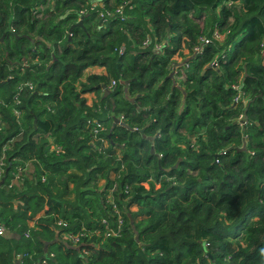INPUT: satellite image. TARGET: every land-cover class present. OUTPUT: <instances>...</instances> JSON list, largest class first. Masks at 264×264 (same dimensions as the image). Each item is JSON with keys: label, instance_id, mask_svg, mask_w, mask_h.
Returning <instances> with one entry per match:
<instances>
[{"label": "trees", "instance_id": "obj_1", "mask_svg": "<svg viewBox=\"0 0 264 264\" xmlns=\"http://www.w3.org/2000/svg\"><path fill=\"white\" fill-rule=\"evenodd\" d=\"M91 1L0 0V264H264V0Z\"/></svg>", "mask_w": 264, "mask_h": 264}, {"label": "built area", "instance_id": "obj_2", "mask_svg": "<svg viewBox=\"0 0 264 264\" xmlns=\"http://www.w3.org/2000/svg\"><path fill=\"white\" fill-rule=\"evenodd\" d=\"M226 5L229 6V5H231V3L226 4ZM126 7L131 8L130 0H119V2L117 4L110 5L108 8L103 6V11H97L96 10V12L99 14L101 20L105 19V17H112V16L119 17V18L122 19L123 14H124V10H125ZM91 10H95V5L91 6ZM85 13H86V11L82 7V9L79 11V15L83 16V15H85ZM219 34H220L219 31L216 30L213 33V36L218 40L220 38ZM207 42L208 41L206 39H204V38L199 39L198 45L196 47H194V49H193L194 55H201L202 52H203V45H205ZM161 46H162V44L156 45L155 46V50H160ZM180 61L181 60H178L174 64L171 65L172 75L177 73L179 68L182 66V65L179 64ZM183 65L185 67L187 66L186 63L183 64ZM111 86L114 87V83H111ZM26 87L29 90H33L32 85H30L29 83H25V84H22V85L19 86L18 92L12 97L11 104L13 106V114L18 119L21 116V111L18 108L20 106V104H21L19 95H20L21 91L24 88H26ZM235 97L236 98L234 99V105L241 104L243 106V105L246 104L247 100L244 97V95L237 94ZM237 121L239 123L240 128H245L246 125L248 124V121L244 120L242 115H239ZM1 131H3V124L2 123H0V132ZM10 143H12V141L8 142L7 144H4L2 146V148H1V152H0V180H1L2 174L4 173V167L6 165V163H5L6 151L9 150L8 144H10ZM18 171L21 172L20 169H18ZM19 176H20L19 173L15 174L14 179L11 181L10 185L8 186L9 188H11V186H16L17 185V183H18L17 179H18ZM57 224L60 225V222H57ZM102 224L103 225H107L105 220H102ZM117 228L118 229L120 228V224H117ZM5 233H6L5 226L0 225V236L5 235ZM112 235L114 236V235H116V233H114ZM25 236L28 237V235H25ZM82 236L83 235H75V236H73V235H63V240L69 242L72 246H77L79 244L80 238ZM16 260L19 262V264H25V263H22L20 255H17ZM43 263H45V262H43Z\"/></svg>", "mask_w": 264, "mask_h": 264}, {"label": "rangeland", "instance_id": "obj_3", "mask_svg": "<svg viewBox=\"0 0 264 264\" xmlns=\"http://www.w3.org/2000/svg\"><path fill=\"white\" fill-rule=\"evenodd\" d=\"M118 1L117 0H110V2H109V5H113V4H116ZM91 6L92 5H95V10H97V11H103V5L101 4V3H99V2H97V1H91V2H88ZM226 4H229V3H226ZM83 7V6H82ZM79 13V12H78ZM97 18H99L100 19V16H99V14H97ZM101 20V19H100ZM101 22V21H100ZM202 22H203V19H201L200 21H199V24H200V26H202ZM185 53H186V51H185ZM183 55L181 54V57H182ZM183 58V57H182ZM86 71V70H85ZM84 71V72H85ZM171 76H173L172 75V72H171ZM109 88H110V86H109ZM85 96V95H84ZM93 97V96H92ZM94 100H95V98H94ZM87 101V100H86ZM247 103V102H246ZM88 104V103H87ZM117 119V118H116ZM122 119V118H121ZM121 119L119 118V119H117L118 120V124L121 122ZM241 129H245V128H241ZM185 134H187V132L185 131ZM27 170L28 171H31V170H33L31 167H29V166H27ZM18 182V181H17ZM19 183V182H18ZM99 187H102L103 186V182L102 181H100L99 182ZM16 187V186H15ZM133 210H135V208L133 209ZM122 215V214H121ZM123 219H124V217L122 216V221H123ZM121 220H119V218L117 219V223L116 224H120V228H122V225L125 223H123ZM122 224V225H121ZM116 235H114V237H115Z\"/></svg>", "mask_w": 264, "mask_h": 264}, {"label": "crops", "instance_id": "obj_4", "mask_svg": "<svg viewBox=\"0 0 264 264\" xmlns=\"http://www.w3.org/2000/svg\"><path fill=\"white\" fill-rule=\"evenodd\" d=\"M92 74L105 75L106 74V71H105L104 68H99V67L88 68L84 72V74H83V76L81 78V81L84 82L86 80V77H88L89 75H92ZM84 97L86 98L88 105H91L92 102L94 101V98H95V96L93 94H86Z\"/></svg>", "mask_w": 264, "mask_h": 264}, {"label": "water", "instance_id": "obj_5", "mask_svg": "<svg viewBox=\"0 0 264 264\" xmlns=\"http://www.w3.org/2000/svg\"><path fill=\"white\" fill-rule=\"evenodd\" d=\"M74 27H82V20H80L78 23H76L75 25H73L70 30H72ZM127 84V83H126ZM115 123H118L117 119H114Z\"/></svg>", "mask_w": 264, "mask_h": 264}]
</instances>
